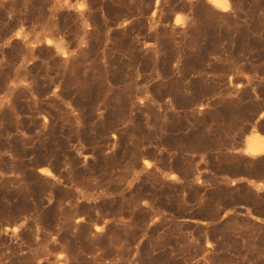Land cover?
<instances>
[{"label":"rangeland","instance_id":"1","mask_svg":"<svg viewBox=\"0 0 264 264\" xmlns=\"http://www.w3.org/2000/svg\"><path fill=\"white\" fill-rule=\"evenodd\" d=\"M228 2L0 0V264H264V0Z\"/></svg>","mask_w":264,"mask_h":264},{"label":"bare ground","instance_id":"2","mask_svg":"<svg viewBox=\"0 0 264 264\" xmlns=\"http://www.w3.org/2000/svg\"><path fill=\"white\" fill-rule=\"evenodd\" d=\"M216 8L224 11L228 9V0H207ZM175 23H178V17L175 18ZM243 152L251 157H256L258 155L264 154V136L253 133L246 139V143ZM46 172L45 170H42ZM96 230L100 229L99 226L95 227Z\"/></svg>","mask_w":264,"mask_h":264}]
</instances>
